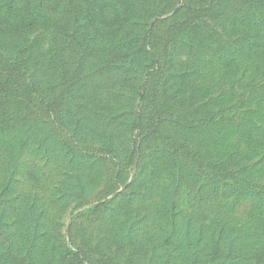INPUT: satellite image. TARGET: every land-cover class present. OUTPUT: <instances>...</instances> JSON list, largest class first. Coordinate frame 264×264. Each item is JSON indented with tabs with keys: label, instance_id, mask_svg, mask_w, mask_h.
Listing matches in <instances>:
<instances>
[{
	"label": "rangeland",
	"instance_id": "374dc122",
	"mask_svg": "<svg viewBox=\"0 0 264 264\" xmlns=\"http://www.w3.org/2000/svg\"><path fill=\"white\" fill-rule=\"evenodd\" d=\"M0 264H264V0H0Z\"/></svg>",
	"mask_w": 264,
	"mask_h": 264
}]
</instances>
